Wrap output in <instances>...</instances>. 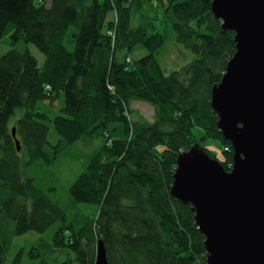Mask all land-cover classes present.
I'll use <instances>...</instances> for the list:
<instances>
[{
	"label": "trees",
	"instance_id": "trees-1",
	"mask_svg": "<svg viewBox=\"0 0 264 264\" xmlns=\"http://www.w3.org/2000/svg\"><path fill=\"white\" fill-rule=\"evenodd\" d=\"M160 24L193 54L169 72L156 57L166 39ZM5 35L0 264L15 239L48 229L53 248L66 250L59 264H94L99 238L108 264H205L195 212L170 186L178 153L197 142L216 159L208 140L227 147L217 160L231 168L232 145L217 125L210 92L236 51L234 32L221 28L210 0H0V39ZM59 95L64 103L50 113L46 102ZM133 99L154 106L152 121L130 107ZM195 126L203 130L199 139ZM81 142L90 150L63 194L49 167ZM23 256L27 264H49L36 245L20 246L9 264Z\"/></svg>",
	"mask_w": 264,
	"mask_h": 264
},
{
	"label": "water",
	"instance_id": "water-1",
	"mask_svg": "<svg viewBox=\"0 0 264 264\" xmlns=\"http://www.w3.org/2000/svg\"><path fill=\"white\" fill-rule=\"evenodd\" d=\"M210 8L234 32L236 51L210 92L231 168L197 142L178 153L170 191L195 212L205 264H264V0H210ZM95 247L94 264H108L101 238Z\"/></svg>",
	"mask_w": 264,
	"mask_h": 264
},
{
	"label": "rangeland",
	"instance_id": "rangeland-1",
	"mask_svg": "<svg viewBox=\"0 0 264 264\" xmlns=\"http://www.w3.org/2000/svg\"><path fill=\"white\" fill-rule=\"evenodd\" d=\"M148 5H151L149 3ZM110 16V15H109ZM165 31L166 39L164 40V43L161 45V47L157 50V60L158 63H160L161 68L164 70V72L172 71L173 69L183 65L186 61H189L193 54L191 51H189L185 46H182L178 44L174 40V32L170 29V25L168 24L166 28L163 29V24H160L158 31ZM9 38L8 35H5L1 37L0 39V56L1 54L8 51L9 44H8ZM28 48H30V52L38 58L39 62L43 60L42 54L39 52V50L34 47V45L28 44ZM143 54V51H140ZM134 55V54H133ZM64 103V99L62 95H59L57 97V102L54 104H48L46 102V109L50 113L57 114L59 113L58 108L61 107ZM130 107H133L134 111L137 114H140L142 117H145L147 120L152 121L154 119V106L149 104L148 102L144 100H138L133 99L130 103ZM18 112L15 114V116H12L9 120L11 122L10 126L13 125V122L18 117ZM135 114H132L131 118H134ZM49 129H48V139L50 142L55 143V141L58 139V135L53 129L52 122H48ZM202 128L199 126H195L192 130V134L196 139H199L202 133ZM206 147H208L209 151L217 157L219 160H223L225 158L223 149L225 147L219 146V144L215 141L208 140L206 143ZM90 150L89 147H85L83 143L81 142L77 146L72 145L69 149V151L64 152L62 155H60L57 160L49 167L51 171H53V174L56 175L59 179V185L62 189L61 191L63 194L65 193V190L69 187L68 186V180L71 181L74 179L76 175L73 173L76 171H80V165H83L82 163H78V160L81 161V157L83 154ZM82 167V166H81ZM77 173V172H76ZM75 173V174H76ZM60 191V192H61ZM64 197V196H63ZM52 236V229H48L41 233L36 232H30L28 234H23L18 239H15V241L10 245V248L8 250V253L6 255L5 264H9L10 258L12 255L16 252V250L22 246V245H36L40 250V255L43 256L45 260L49 264H59L64 258H66V250L64 249H54L53 248V240L51 239ZM21 264H27V258L26 256H23Z\"/></svg>",
	"mask_w": 264,
	"mask_h": 264
},
{
	"label": "bare ground",
	"instance_id": "bare-ground-1",
	"mask_svg": "<svg viewBox=\"0 0 264 264\" xmlns=\"http://www.w3.org/2000/svg\"><path fill=\"white\" fill-rule=\"evenodd\" d=\"M46 88L48 89L49 88V86H46ZM13 129V128H12ZM13 136V135H12ZM15 139H17L18 140V144H19V139L17 138V136H16V134H15V137H13V142H14V144H15ZM17 145V144H16ZM20 145V144H19ZM17 149H19V148H17Z\"/></svg>",
	"mask_w": 264,
	"mask_h": 264
},
{
	"label": "built area",
	"instance_id": "built-area-1",
	"mask_svg": "<svg viewBox=\"0 0 264 264\" xmlns=\"http://www.w3.org/2000/svg\"><path fill=\"white\" fill-rule=\"evenodd\" d=\"M112 34H114L113 32H111ZM225 149L227 150L228 148L227 147H225Z\"/></svg>",
	"mask_w": 264,
	"mask_h": 264
}]
</instances>
